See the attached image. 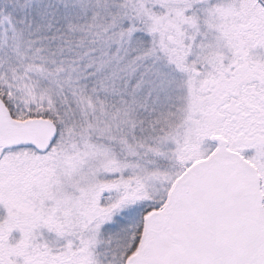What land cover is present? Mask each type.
Returning a JSON list of instances; mask_svg holds the SVG:
<instances>
[{
    "label": "snow or ice",
    "instance_id": "obj_1",
    "mask_svg": "<svg viewBox=\"0 0 264 264\" xmlns=\"http://www.w3.org/2000/svg\"><path fill=\"white\" fill-rule=\"evenodd\" d=\"M0 264H264V0H0Z\"/></svg>",
    "mask_w": 264,
    "mask_h": 264
}]
</instances>
